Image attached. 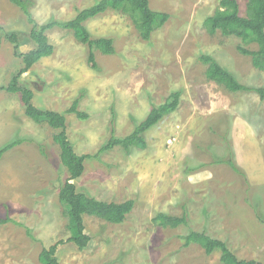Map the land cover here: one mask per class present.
<instances>
[{"label":"rangeland","instance_id":"rangeland-1","mask_svg":"<svg viewBox=\"0 0 264 264\" xmlns=\"http://www.w3.org/2000/svg\"><path fill=\"white\" fill-rule=\"evenodd\" d=\"M97 1L32 0L30 10L41 25L71 19ZM238 1L246 15L247 0ZM219 3L150 0L152 9L171 17L149 41L121 11L88 20L93 36L112 37L116 47L115 54L95 49L96 68L73 31L48 32L54 53L22 73L19 85L33 91L37 107L65 112L76 153L94 155L73 179L78 190L135 203L121 223L85 214L88 245L69 242L59 191L70 173L54 141L57 130L28 117L20 93L0 90V149L22 140L0 157V218L11 220L0 224V264H42L41 249L59 241L61 264H225L220 249L208 254L199 244H183L191 231L226 241L240 258L264 262V98L208 79L199 56L212 55L249 87H264V72L238 50L240 38L207 31L204 20ZM0 26L20 33V53L33 48V24L11 0H0ZM23 66L4 38L0 86ZM173 91L181 92L176 111L146 131L147 148L100 152L113 132L130 134ZM75 103L86 117L68 111ZM160 212L185 215L187 223L158 226L153 218Z\"/></svg>","mask_w":264,"mask_h":264},{"label":"trees","instance_id":"trees-1","mask_svg":"<svg viewBox=\"0 0 264 264\" xmlns=\"http://www.w3.org/2000/svg\"><path fill=\"white\" fill-rule=\"evenodd\" d=\"M11 1L23 9L28 21L33 24L29 35L34 46L30 50L20 53V33L6 32L0 26V48L3 39L6 38L14 44L15 56L20 57L24 63L19 73L14 74L6 86H0V90L5 89L10 93H20L25 106V114L35 122L39 124L46 123L57 130L54 134V141L60 147L62 163L70 173L64 185L60 188L59 202L64 215L68 218L67 228L70 231L68 241H73L78 248L83 249L91 239V236L85 232V214L100 217L110 223H121L132 211L135 201L134 199L119 202L100 200L89 193L78 190L73 179L83 174L86 158L94 155L91 153L82 155L76 153L68 136L65 112H57L34 105L32 101L33 91L30 88L20 86L19 78L40 58L54 53L55 47L49 40L48 32L55 27L73 31L80 42L87 44L89 46L88 60L96 68L98 63L95 58V49L100 50L103 54H115L116 47L112 37L93 36L86 26L88 20L110 9L121 11L132 18L141 37L149 41L152 33L163 27L171 16L168 12L152 9L150 0H98L91 6L79 10L77 15L71 19L52 18L50 21L38 25L30 10L32 0ZM204 25L211 35H215L221 30L226 34L240 38L242 43L237 45L238 50L242 54L250 56L253 65L264 72V0H247L246 15L240 13L238 0H220L214 13L204 20ZM253 44L256 45V48L250 47ZM199 59L206 64L205 75L208 79L216 81L229 91L255 90L262 99L264 98V87H249L242 84L231 71L222 66L212 55L204 53L199 56ZM180 97V91L171 92L163 103L152 106L147 117L130 134L118 136L113 132L109 140L100 148V152L112 149L117 145L127 150L132 147L147 148L146 131L157 125L166 115L175 112ZM68 111L76 112L79 117L84 118L87 116L85 112L77 108V103L68 108ZM21 141H14L0 149V157ZM8 221H11L8 217L0 218V224ZM153 222L163 228H176L186 224L187 218L185 215L177 216L160 212L153 218ZM183 240V244L186 246L193 243L199 244L208 254L220 249L221 259L225 264H264L263 261L258 259L240 258L226 241L212 237L206 232L191 231L183 237ZM60 243L62 241L41 249L39 259L42 264H61L57 253Z\"/></svg>","mask_w":264,"mask_h":264}]
</instances>
